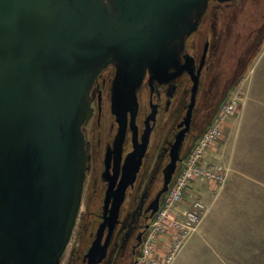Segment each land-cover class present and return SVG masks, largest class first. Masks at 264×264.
Returning <instances> with one entry per match:
<instances>
[{"label": "water", "instance_id": "obj_1", "mask_svg": "<svg viewBox=\"0 0 264 264\" xmlns=\"http://www.w3.org/2000/svg\"><path fill=\"white\" fill-rule=\"evenodd\" d=\"M209 1L0 0V264H60L82 206L89 161L83 125L93 113L95 79L117 65L112 111L122 139L146 71L165 76L177 65ZM194 103L193 94L153 213L182 160ZM143 149L118 188L112 182L106 191L88 264L106 255L104 231L109 236L117 223Z\"/></svg>", "mask_w": 264, "mask_h": 264}, {"label": "flooded vegetation", "instance_id": "obj_2", "mask_svg": "<svg viewBox=\"0 0 264 264\" xmlns=\"http://www.w3.org/2000/svg\"><path fill=\"white\" fill-rule=\"evenodd\" d=\"M233 1L208 2L197 28L183 40L177 65L167 75L158 76V73H151L149 69L146 71L137 89V112L134 117L131 111L128 112L122 139L119 136L121 125L112 111L117 65L109 64L95 79L91 88L93 113L83 125V131L89 157L85 186L89 181L91 197L97 196L103 201L101 211L97 214L98 228L103 221V205L110 183L113 182L114 189L118 188L124 173L133 170L140 158L139 153L133 157L134 153L141 152L145 144L136 179L126 190L117 223L109 236L108 227L104 231L102 242L108 238V246L105 257L97 264H119L124 258H130L129 261L134 259L132 263H127L134 264L152 221L167 196L166 193L161 196L158 210L153 213L150 206L161 189L158 190L160 161L167 156L170 158L171 145L186 127L184 122L193 94L195 103L192 118L180 152L186 142L191 144L192 150L208 128L205 125L206 111L212 102L217 106L215 117L230 93L229 90L225 98L222 97L223 86L229 79L224 67L226 54L229 52L230 58H237L235 68L238 71L243 66V60L246 65L264 42V28L258 35L262 29L258 26L251 30L244 53L241 50L237 55L233 54L238 50L241 40V31L238 28L235 30L234 20L233 23L231 20L238 12L236 6H231ZM258 25H264V22ZM102 126L105 129L104 136ZM166 165L162 167V173ZM155 189L157 192L153 193ZM112 202L113 198L109 207ZM96 233L85 250L76 256L78 264H88L87 254Z\"/></svg>", "mask_w": 264, "mask_h": 264}, {"label": "crops", "instance_id": "obj_3", "mask_svg": "<svg viewBox=\"0 0 264 264\" xmlns=\"http://www.w3.org/2000/svg\"><path fill=\"white\" fill-rule=\"evenodd\" d=\"M250 87L241 124H228L225 141L208 152V160L223 154L232 163L222 189L199 188L208 210L187 245V264H264V69ZM240 152H249L248 163Z\"/></svg>", "mask_w": 264, "mask_h": 264}, {"label": "rangeland", "instance_id": "obj_4", "mask_svg": "<svg viewBox=\"0 0 264 264\" xmlns=\"http://www.w3.org/2000/svg\"><path fill=\"white\" fill-rule=\"evenodd\" d=\"M231 6H236L238 10L237 15H235L231 20L235 30L238 28L241 31V40L237 47V51H234L233 54L237 55L241 50L243 53L248 44V38L250 32L253 28L260 26V31L258 35H261L264 25V0H235L232 2ZM229 11V8L227 9ZM233 40V37H232ZM234 41V40H233ZM232 43V41H231ZM233 44V43H232ZM232 48V45L230 46ZM236 59L230 58L229 52L225 57L226 77L229 78L227 84L223 86L222 97L225 98L226 94L230 90H236V95L234 96V107L231 110L225 112L224 118L222 119L219 129V134L215 135L213 138L207 141V144L203 148L201 154L202 156L198 157L192 167L188 170L186 175L182 178L179 185V197L172 203L168 210L164 214V217L160 220V225L153 234V237L150 241V252L147 259L143 264H164L166 254L171 250L176 237H179L181 240V248L178 251L175 259L171 264H187L186 258V248L189 241L193 238L195 234L200 230L202 220L208 210V207L203 202L202 192L199 189L202 185H209L210 183H215L217 189H222L224 183L228 179V174L230 171L229 165L231 160L223 161V154L221 158L219 154L215 155V160L207 159L208 152L218 145L221 141H225L226 132L228 124L233 120H240L243 113V108L245 107L249 97H250V86L252 80L256 77L258 71L264 69V42L260 44L258 49L254 52L252 59L245 65V60H243V66L236 71ZM242 69V71H241ZM238 83V84H237ZM237 84V85H236ZM228 93V96L230 95ZM228 98V97H227ZM226 98V99H227ZM212 102L208 110L206 111L208 115L205 119V125L209 126L211 123L214 113L217 109V106ZM108 110V109H107ZM109 111V110H108ZM110 117V115L108 114ZM235 127V125H234ZM233 127V128H234ZM103 128L102 136L105 134V129ZM233 128H231L230 133L233 134ZM235 134L232 135V137ZM230 141V140H229ZM191 151V144L188 142L184 143V147L180 152L182 160L178 163L177 171L181 168L184 159L187 157ZM241 160L240 163H248L249 152H240ZM216 156H218L216 158ZM170 161L169 156L165 157L162 162L160 161V166L158 168V190L163 186V173L162 167L168 164ZM200 164L213 165V166H222L223 172L225 175V181L220 182L215 180V178H209L208 175L204 176L202 173L198 174L201 166ZM149 174V173H148ZM89 181L86 183L85 190L83 193L82 206L77 218L76 226L74 228L70 243L60 261V264H78L76 256L81 254L86 246H88L94 238V235L97 231L99 225V218L97 214L100 213L103 201L101 202L97 196L91 197V189L89 187ZM153 193L157 192V189L152 190ZM200 201L204 204V211L200 212L201 220L197 224L194 230H191L186 225V211L194 209L195 202ZM155 220V219H154ZM152 221V224L155 221ZM152 228V226H151ZM139 254V253H138ZM137 258V257H136ZM130 259V258H129ZM128 258H124L119 264H127L129 262ZM132 259V258H131ZM130 263V264H131Z\"/></svg>", "mask_w": 264, "mask_h": 264}, {"label": "built area", "instance_id": "obj_5", "mask_svg": "<svg viewBox=\"0 0 264 264\" xmlns=\"http://www.w3.org/2000/svg\"><path fill=\"white\" fill-rule=\"evenodd\" d=\"M236 90L234 89L231 91L230 95L228 98L223 102L221 107L219 108L218 113L216 114L212 124L206 129V131L201 135V137L198 139L195 147L192 149L188 157L183 163V166L181 168V171L176 175L174 178L171 187L167 193L166 198L164 199L159 211L156 214L155 217V222L152 224V228L148 232V235L145 239L143 248L139 256L137 257L136 261L134 264H143L145 260L148 257V254L150 252V241L153 237V234L157 230V228L160 225V220L162 217H164V214L168 210V207L172 205V203L179 197V183L182 180V178L186 175L188 170L192 167V165L195 163L196 159L200 156H202L201 152L205 145L207 144V141L211 138H213L215 135L219 134L220 129V123L222 119L224 118L225 112L228 110H231L234 107V96L236 95ZM201 167L200 170L198 171V174L202 173L204 176H207L209 178H215L216 182H224L225 181V175L224 172L222 171L223 167L222 166H213V165H206V164H200ZM204 204L200 201L195 202L194 209L187 210L185 215H186V225L188 228L191 230H194L197 224L201 220V215L200 212L204 211ZM172 245L171 250L166 254V258L164 260V264H171L172 261L175 259L178 251L181 248V240L179 237H176Z\"/></svg>", "mask_w": 264, "mask_h": 264}]
</instances>
